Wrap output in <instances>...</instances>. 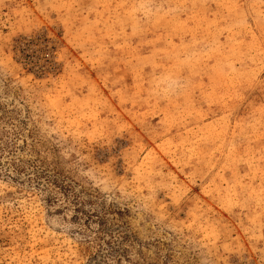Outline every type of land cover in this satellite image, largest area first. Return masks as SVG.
<instances>
[{"label": "rangeland", "instance_id": "obj_1", "mask_svg": "<svg viewBox=\"0 0 264 264\" xmlns=\"http://www.w3.org/2000/svg\"><path fill=\"white\" fill-rule=\"evenodd\" d=\"M0 264H264V0H0Z\"/></svg>", "mask_w": 264, "mask_h": 264}]
</instances>
